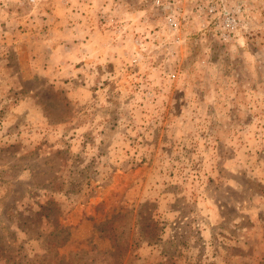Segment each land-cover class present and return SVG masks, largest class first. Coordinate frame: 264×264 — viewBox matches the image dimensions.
Masks as SVG:
<instances>
[{
    "label": "rangeland",
    "instance_id": "374dc122",
    "mask_svg": "<svg viewBox=\"0 0 264 264\" xmlns=\"http://www.w3.org/2000/svg\"><path fill=\"white\" fill-rule=\"evenodd\" d=\"M0 235V264H264V0H0Z\"/></svg>",
    "mask_w": 264,
    "mask_h": 264
},
{
    "label": "trees",
    "instance_id": "16d2710c",
    "mask_svg": "<svg viewBox=\"0 0 264 264\" xmlns=\"http://www.w3.org/2000/svg\"><path fill=\"white\" fill-rule=\"evenodd\" d=\"M98 230H100V231L103 233V231H102V227H99ZM105 235H106V237H110V236H109V233H106ZM2 237H3V236L0 235V238H2ZM1 252H3V249L0 250V254H2ZM5 259H6V258H5ZM6 260H7V259H6ZM7 261H10V258H9Z\"/></svg>",
    "mask_w": 264,
    "mask_h": 264
},
{
    "label": "built area",
    "instance_id": "2783aa9c",
    "mask_svg": "<svg viewBox=\"0 0 264 264\" xmlns=\"http://www.w3.org/2000/svg\"><path fill=\"white\" fill-rule=\"evenodd\" d=\"M174 20H175L174 18L169 17V18H168V23H169L170 25H173V24H174ZM228 23L231 24L230 21H228Z\"/></svg>",
    "mask_w": 264,
    "mask_h": 264
}]
</instances>
